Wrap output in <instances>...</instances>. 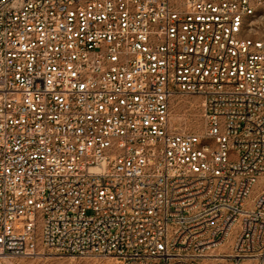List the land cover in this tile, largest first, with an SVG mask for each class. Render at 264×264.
Here are the masks:
<instances>
[{"label": "built area", "instance_id": "built-area-1", "mask_svg": "<svg viewBox=\"0 0 264 264\" xmlns=\"http://www.w3.org/2000/svg\"><path fill=\"white\" fill-rule=\"evenodd\" d=\"M263 177L264 0H0V264H264Z\"/></svg>", "mask_w": 264, "mask_h": 264}, {"label": "rangeland", "instance_id": "rangeland-1", "mask_svg": "<svg viewBox=\"0 0 264 264\" xmlns=\"http://www.w3.org/2000/svg\"><path fill=\"white\" fill-rule=\"evenodd\" d=\"M172 123L175 129L181 132H194L204 135L207 131L206 119L204 116L203 100L197 96L176 97L171 106ZM264 187V177L255 187L254 194L260 192ZM250 205V203H249ZM238 227L229 236L226 244L221 249L229 251L235 239ZM228 244V245H227ZM7 261V262H6ZM3 264H124L122 259L113 256H87L73 257L57 255L41 244L36 253L29 256H20L10 259H3ZM252 261H245L244 264H252Z\"/></svg>", "mask_w": 264, "mask_h": 264}, {"label": "bare ground", "instance_id": "bare-ground-1", "mask_svg": "<svg viewBox=\"0 0 264 264\" xmlns=\"http://www.w3.org/2000/svg\"><path fill=\"white\" fill-rule=\"evenodd\" d=\"M227 245H228V244H227ZM4 259H10V258H7V257H6V258H4ZM6 262H7V261H6Z\"/></svg>", "mask_w": 264, "mask_h": 264}]
</instances>
